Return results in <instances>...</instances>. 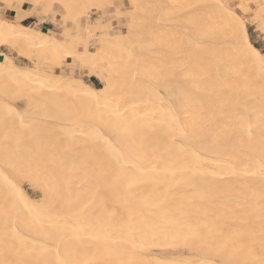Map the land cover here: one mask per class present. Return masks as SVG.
<instances>
[{"label":"bare ground","instance_id":"bare-ground-1","mask_svg":"<svg viewBox=\"0 0 264 264\" xmlns=\"http://www.w3.org/2000/svg\"><path fill=\"white\" fill-rule=\"evenodd\" d=\"M9 1L64 33L0 17V264H264V0Z\"/></svg>","mask_w":264,"mask_h":264},{"label":"rangeland","instance_id":"rangeland-1","mask_svg":"<svg viewBox=\"0 0 264 264\" xmlns=\"http://www.w3.org/2000/svg\"><path fill=\"white\" fill-rule=\"evenodd\" d=\"M141 1H146V2H150L151 4H159L161 5V7L163 8L166 0H141ZM227 2V4H229V7L231 6H234L236 5V1L235 0H225ZM84 2H86L80 10H76V11H73L71 14H70V18H74L75 15L77 13H79L82 9H84L87 4H90L91 3V0H85ZM106 2H110V1H106ZM105 2V3H106ZM256 5H260V6H263L262 4H259L258 1H255L254 2ZM7 4H13L11 3L9 0H0V17L1 18H4L5 20L13 23V24H17V22L21 21L20 23L23 24V25H28V26H31V27H34L35 29L39 30V31H42V32H46L50 35H58V34H63L64 32L61 30V28L59 29V31L57 30L55 24H53V22L55 20H59V17H60V14H61V8L58 6V5H54L53 6V11L49 14H44V7L43 6H39L37 7L34 11H33V7L30 5V6H26L23 8L22 10V13L21 15H16L14 14V12L12 10H7ZM15 7H18L19 8V5L17 4H13ZM116 10H118V8H115ZM8 11V15H6ZM111 10L109 9V12H108V21L112 23V18L114 14H112V12H110ZM141 12V10L139 9L138 12ZM236 12L239 14V9H236ZM263 12H264V9H263ZM28 13H31L30 15V18H32L30 21H22V19L24 17H26V15ZM240 15V14H239ZM72 16V17H71ZM98 17V14L96 11H92L90 14H89V17H82L80 19L81 23H86V22H93L94 19H96ZM257 17L256 15H253V14H249L247 15L245 18H244V22L246 24V28H247V32H248V36H249V39H250V42L259 50V52L264 55V35L263 34H260L259 32L255 31V27L254 26H250V25H256V30H264V23L262 22V20H256V22L252 23L249 25L250 21L251 20H254V18ZM111 18V19H110ZM105 21V20H103ZM103 21H100V22H103ZM52 22V23H51ZM120 24L118 25V27H115L113 29L114 32L111 33L112 36H114L115 34H119L121 33V31H124L125 29V26L123 25V22L122 21H119ZM29 23V24H28ZM102 29H106L105 27V22L102 23ZM81 27H83V25H81ZM122 27V28H121ZM74 26H70V32H74ZM85 40H87L86 38H83ZM83 40V41H85ZM87 44H88V49L90 51H94V40L88 38L87 41H85ZM77 49L80 47V44L77 45ZM0 51L6 53L9 57H11L14 61V63L19 66V67H24V66H30V67H35L37 66L36 64L34 63H30V62H27L26 60H23L21 61V58L19 57H15L13 56V52L8 50L7 48H4L2 46H0ZM31 56L33 55V53L30 54ZM34 55H37V60H40L42 59V55L38 52H34ZM64 68H62L61 70V74L60 75H71L72 72L69 71V68L68 66H66V64L63 62L61 64ZM75 66V65H73ZM51 72V71H50ZM83 78V81L94 87V88H101L103 85H102V81H101V78L99 76H93V77H86V71L82 72V76ZM19 111H21V109L19 108L18 109ZM24 190L27 192V194L30 196V197H34L35 199H37L38 197L40 198V193L36 190H33L31 189V187H29V185H24ZM32 197V198H33ZM38 198V199H39Z\"/></svg>","mask_w":264,"mask_h":264},{"label":"crops","instance_id":"crops-1","mask_svg":"<svg viewBox=\"0 0 264 264\" xmlns=\"http://www.w3.org/2000/svg\"><path fill=\"white\" fill-rule=\"evenodd\" d=\"M118 8V7H117ZM111 11L110 12H112V14H114L115 12H116V9H115V7L114 8H111L110 9ZM32 18H26L25 19V17L22 19V21H30ZM254 22H256V20L254 21ZM253 22V23H254ZM52 23V22H51ZM29 24V23H28ZM53 24H55V21L53 22ZM120 24V22L119 21H115V20H113L112 19V25H113V27L115 28V27H118V25ZM55 26H56V28H57V30L59 31V26L57 25V24H55ZM250 26H254L255 27V31H257V32H259L260 34H263L264 35V30H256V25H250ZM65 33H67V31L65 32ZM68 33H71L70 32V30H69V32ZM249 37V36H248ZM250 40V39H249ZM68 68H69V71H73V69H71L69 66H68Z\"/></svg>","mask_w":264,"mask_h":264}]
</instances>
